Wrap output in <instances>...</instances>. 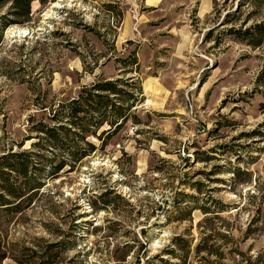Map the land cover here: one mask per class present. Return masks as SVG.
<instances>
[{
    "label": "rangeland",
    "instance_id": "1",
    "mask_svg": "<svg viewBox=\"0 0 264 264\" xmlns=\"http://www.w3.org/2000/svg\"><path fill=\"white\" fill-rule=\"evenodd\" d=\"M242 2L35 0L29 20L4 30L0 154L12 140L33 134L30 116L42 119L58 100L77 96L99 74L137 76L143 91V101L131 110L137 122L129 118L103 147V140L89 137L98 150L75 171L48 181L54 201L37 202L23 219L18 214L9 224L10 241L30 245L41 237L65 236L69 246L60 253V264H146L145 250L147 258L160 257L171 238L191 224L198 240L201 210L193 211L190 222L170 219L159 207L167 206L175 191L196 193L185 179L208 182L201 170L218 165L223 167L211 175L209 192L230 204L222 214L236 226L245 229L260 215L254 228L263 229L242 248L251 245L252 253L264 248V44L254 48L230 35L216 40L231 26L262 21L264 3ZM233 10L236 21L226 23ZM233 168H240L236 180L227 172ZM107 189L125 200L107 208L89 204ZM166 208L176 215L174 206ZM127 251L125 260L116 259ZM3 264L19 263L7 258ZM188 264L209 263L192 256Z\"/></svg>",
    "mask_w": 264,
    "mask_h": 264
},
{
    "label": "trees",
    "instance_id": "2",
    "mask_svg": "<svg viewBox=\"0 0 264 264\" xmlns=\"http://www.w3.org/2000/svg\"><path fill=\"white\" fill-rule=\"evenodd\" d=\"M33 1L35 0H0V10L5 8L4 13L0 14V43L3 41L4 30L10 24L29 20ZM39 1L44 3L46 0ZM242 1L241 5L246 0ZM251 1L256 4L264 3V0ZM107 5L112 7L113 4ZM236 15L237 10L228 12L226 23H234ZM252 15L253 13L244 18L242 23L248 22ZM215 30L216 28H212L209 31L206 40L210 39ZM222 33L223 35L216 38L217 41H222L223 37L230 35L246 41L254 48L260 47L264 44V18L246 28L231 26ZM131 63H137L136 56ZM142 93L137 76L107 78L99 74L94 81L82 86L77 96L58 100L42 119H38L36 115L29 117L32 124L30 132L33 134L19 141L12 140L7 150L0 154V264L7 258H12L19 264H60V253L69 246L65 236H58L55 240L41 237L39 241L43 242L42 244L34 241L30 245H20L8 239L9 224L18 214L19 220L27 217L26 210L37 202L43 199L49 203L54 201V193L50 191L48 181L63 172L75 171L81 167L85 158L98 150V144L89 137L95 136L103 140V147L106 140L115 135L129 118L137 122V116L132 114L131 110L143 101V98H140ZM261 105L264 111V102ZM27 140H32L28 149L23 148ZM15 145L18 148H15ZM222 167L214 165V170H201L208 182L185 179L186 185L196 190V193L175 191L171 199L165 200L167 206L171 204L177 209L176 215L169 214L167 206L159 207L160 210L165 209V214L170 219L190 222H193V211L201 210L204 216L197 223L198 240L195 242V237L191 236V224L185 232L175 234L171 238L160 257L147 258L145 250L143 255L146 264H188L192 256L200 257L209 264H264V248L254 253L251 245L247 250L242 248L243 242L257 230L263 229L262 226L254 228L261 219L260 215H253L245 229L236 226L229 217L222 214L231 210L230 204H225L209 192L211 175L220 173ZM239 170L240 168H233L227 172L233 173L232 177L236 180ZM261 197L264 199V194ZM116 199L125 200L114 189H107L101 191L89 204L95 207L102 202L100 206L107 208ZM184 203L185 205H182ZM262 208L258 207L257 211ZM157 213L155 225L161 216L160 212ZM150 228L151 226L143 228V234L147 235ZM234 231H238L239 236H236ZM129 244L126 243V247ZM145 247L144 245L143 250ZM129 253L127 251L121 256L117 255L116 259L125 260Z\"/></svg>",
    "mask_w": 264,
    "mask_h": 264
}]
</instances>
